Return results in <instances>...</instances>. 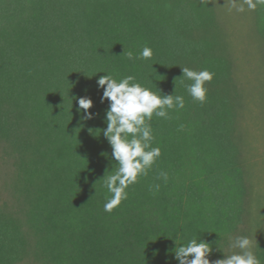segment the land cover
Returning <instances> with one entry per match:
<instances>
[{
	"label": "trees",
	"instance_id": "16d2710c",
	"mask_svg": "<svg viewBox=\"0 0 264 264\" xmlns=\"http://www.w3.org/2000/svg\"><path fill=\"white\" fill-rule=\"evenodd\" d=\"M212 3L0 0V163L13 159L15 170L0 181V264H179L176 247L192 239L211 246L210 264L231 255L249 193L239 92ZM255 12L264 41V5ZM144 47L151 59H128ZM183 67L214 74L205 103L187 92ZM106 74L184 97L149 122L161 156L111 213L106 178L118 162L97 85ZM82 97L93 101L90 120ZM254 255L264 264V240Z\"/></svg>",
	"mask_w": 264,
	"mask_h": 264
},
{
	"label": "clouds",
	"instance_id": "9594fccd",
	"mask_svg": "<svg viewBox=\"0 0 264 264\" xmlns=\"http://www.w3.org/2000/svg\"><path fill=\"white\" fill-rule=\"evenodd\" d=\"M257 4L264 5V0H256V3L248 0L250 8L254 9ZM238 11H243V8ZM152 55V49L149 47H144L138 56L131 51L127 52L129 60H149ZM182 70V78L192 82L185 85L189 95L193 100L205 103L208 92L205 84L212 80L214 74L188 67H183ZM134 81L135 77L131 75L117 80L109 74L101 76L97 81L98 87L103 89L101 102H109V108L106 110L107 127L103 135L112 148L113 159L118 162V169L106 178V187L112 195L104 204V211L109 213L128 198V187L135 184L139 177L146 176L161 156L160 148L152 147L154 136L149 122L153 116L168 118V110L184 107L183 96L158 95ZM78 104V111L82 109L84 112L82 120L92 119L94 114L88 110L93 107V101L82 97L78 98ZM161 175L167 179L166 173ZM230 247L240 251L217 260L215 264H260L251 251V241L247 236L236 237ZM211 251L208 243L192 239L186 245L178 249L176 247L175 258L179 264H210L208 256Z\"/></svg>",
	"mask_w": 264,
	"mask_h": 264
},
{
	"label": "rangeland",
	"instance_id": "374dc122",
	"mask_svg": "<svg viewBox=\"0 0 264 264\" xmlns=\"http://www.w3.org/2000/svg\"><path fill=\"white\" fill-rule=\"evenodd\" d=\"M222 26V48L233 62L237 102L236 143L246 170L249 193L246 229L254 254L264 240V41L255 26V8L248 0H212ZM253 3V2H252ZM243 8V11L238 9ZM13 159L2 167L0 181H15ZM5 170V171H4ZM231 254L239 249L231 248Z\"/></svg>",
	"mask_w": 264,
	"mask_h": 264
}]
</instances>
